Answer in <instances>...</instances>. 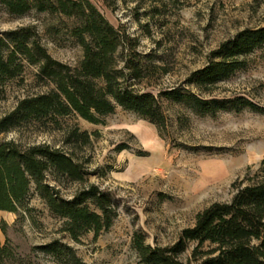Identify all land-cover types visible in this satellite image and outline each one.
Returning a JSON list of instances; mask_svg holds the SVG:
<instances>
[{
	"label": "rangeland",
	"instance_id": "1",
	"mask_svg": "<svg viewBox=\"0 0 264 264\" xmlns=\"http://www.w3.org/2000/svg\"><path fill=\"white\" fill-rule=\"evenodd\" d=\"M92 1L117 28L138 41L139 52L158 56L165 72L139 85L155 93L172 87L200 93L188 79L210 62L212 51L239 31L264 24V0H116L112 6L106 0ZM57 22V17L46 13L11 17L0 10V28L37 23L49 51L76 66L83 57L82 48L66 32L49 35L45 31ZM36 74L37 67L29 65L22 77L8 83L2 113L26 95L51 89ZM211 96H245L264 108V47L247 56L246 67L215 85ZM165 107L169 126L164 136L153 123L122 107L98 124L71 115L60 118L61 128L31 121L0 136L22 145L46 143L74 154L87 174L82 183L64 181L66 197L96 184L112 190L120 203L110 229L98 236L87 232L77 242L60 231L63 221L50 212L33 187L20 209L23 218L0 211L17 257L30 255L37 264H62L32 250L60 238L89 264H142L133 245L136 232H142L152 246L171 245L194 225L200 211L214 202L231 200L234 183L249 167L256 171L264 159V111L243 108L200 115L175 102L166 101ZM75 128L87 131L90 142L65 144ZM0 239L4 244L1 228ZM194 245L190 243L184 259Z\"/></svg>",
	"mask_w": 264,
	"mask_h": 264
},
{
	"label": "trees",
	"instance_id": "2",
	"mask_svg": "<svg viewBox=\"0 0 264 264\" xmlns=\"http://www.w3.org/2000/svg\"><path fill=\"white\" fill-rule=\"evenodd\" d=\"M106 1L110 6L116 2ZM0 10L11 17L32 11L55 16L58 22L47 25L46 33L66 32L83 51L79 64L73 66L49 51L37 23L0 28V108L8 83L22 77L29 65L37 67L39 80L52 85L47 92L22 97L12 110L0 111V136L31 121H46V125L49 122L61 128L60 118L71 115L98 124L118 107L150 121L164 136L169 126L166 101L183 104L200 115L243 108L264 111L245 96H211L215 85L246 67L247 56L264 47V24L239 31L212 51L210 62L188 79L200 93L178 87L155 93L139 85L149 76L165 72L158 56L139 52L138 41L117 28L92 0H0ZM64 142L87 144L90 136L75 128ZM86 174L83 163L64 148L2 139L0 211L23 218L20 209L34 187L50 212L63 221L62 233L77 242L87 232L98 236L114 224L120 203L112 190L96 184L66 197L64 181L82 183ZM234 187L230 201H217L200 211L194 225L185 228L171 245L152 246L142 232H136L133 245L141 263L264 264V159L256 171L249 167ZM0 228L6 235L5 243L0 244V264H37L30 255L16 256L6 221L0 220ZM190 243L195 245L190 257L184 259ZM32 250L62 264H89L60 238L35 245Z\"/></svg>",
	"mask_w": 264,
	"mask_h": 264
},
{
	"label": "crops",
	"instance_id": "3",
	"mask_svg": "<svg viewBox=\"0 0 264 264\" xmlns=\"http://www.w3.org/2000/svg\"><path fill=\"white\" fill-rule=\"evenodd\" d=\"M2 241V239H0Z\"/></svg>",
	"mask_w": 264,
	"mask_h": 264
}]
</instances>
